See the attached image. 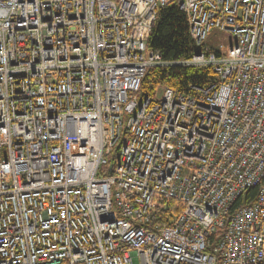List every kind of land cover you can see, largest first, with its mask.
I'll return each instance as SVG.
<instances>
[{"label": "built area", "instance_id": "obj_1", "mask_svg": "<svg viewBox=\"0 0 264 264\" xmlns=\"http://www.w3.org/2000/svg\"><path fill=\"white\" fill-rule=\"evenodd\" d=\"M172 3L199 50L168 62ZM175 64L217 80L139 98ZM0 264H264V0H0Z\"/></svg>", "mask_w": 264, "mask_h": 264}, {"label": "trees", "instance_id": "obj_2", "mask_svg": "<svg viewBox=\"0 0 264 264\" xmlns=\"http://www.w3.org/2000/svg\"><path fill=\"white\" fill-rule=\"evenodd\" d=\"M148 45L162 53L164 60L174 62L181 59H189L199 48L189 34V26L185 14L175 3L161 7L153 24ZM217 80V74L212 66L196 65H168L151 66L147 69L138 93L140 99L146 97L155 98L157 93L165 88L175 91L194 93L195 88H204ZM127 139L123 134L115 147L112 159L119 152L120 147ZM108 173L111 174L109 168ZM259 187H254L242 194L234 203L231 213L235 210L254 202L257 199ZM182 205L176 201L169 203L165 210H157L153 217V223H159L161 227L169 224L171 219L180 213ZM217 239V234L212 240Z\"/></svg>", "mask_w": 264, "mask_h": 264}, {"label": "rangeland", "instance_id": "obj_3", "mask_svg": "<svg viewBox=\"0 0 264 264\" xmlns=\"http://www.w3.org/2000/svg\"><path fill=\"white\" fill-rule=\"evenodd\" d=\"M236 41L237 39L231 31L213 29L205 40V43L211 47L218 48L221 45L226 47L232 46Z\"/></svg>", "mask_w": 264, "mask_h": 264}]
</instances>
